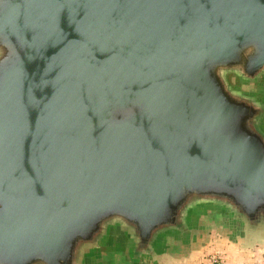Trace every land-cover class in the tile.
Wrapping results in <instances>:
<instances>
[{"label":"water","instance_id":"95a60500","mask_svg":"<svg viewBox=\"0 0 264 264\" xmlns=\"http://www.w3.org/2000/svg\"><path fill=\"white\" fill-rule=\"evenodd\" d=\"M207 218L264 247V0H0V264H167Z\"/></svg>","mask_w":264,"mask_h":264},{"label":"crops","instance_id":"0c3cea01","mask_svg":"<svg viewBox=\"0 0 264 264\" xmlns=\"http://www.w3.org/2000/svg\"><path fill=\"white\" fill-rule=\"evenodd\" d=\"M212 255L221 256L227 264H253L264 261V247L242 246L220 221L207 218L202 222V233L194 249L183 253L169 248L167 264H208ZM105 264H126L121 249L110 250L105 256Z\"/></svg>","mask_w":264,"mask_h":264},{"label":"built area","instance_id":"2783aa9c","mask_svg":"<svg viewBox=\"0 0 264 264\" xmlns=\"http://www.w3.org/2000/svg\"><path fill=\"white\" fill-rule=\"evenodd\" d=\"M208 264H227L225 260L219 255H212L208 258ZM253 264H264V261H260Z\"/></svg>","mask_w":264,"mask_h":264}]
</instances>
